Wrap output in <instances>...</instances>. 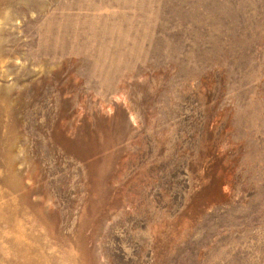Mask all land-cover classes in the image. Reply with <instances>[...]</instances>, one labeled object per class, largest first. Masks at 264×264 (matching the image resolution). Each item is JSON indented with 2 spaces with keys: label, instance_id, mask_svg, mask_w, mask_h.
<instances>
[{
  "label": "rangeland",
  "instance_id": "374dc122",
  "mask_svg": "<svg viewBox=\"0 0 264 264\" xmlns=\"http://www.w3.org/2000/svg\"><path fill=\"white\" fill-rule=\"evenodd\" d=\"M0 264H264V0H0Z\"/></svg>",
  "mask_w": 264,
  "mask_h": 264
}]
</instances>
